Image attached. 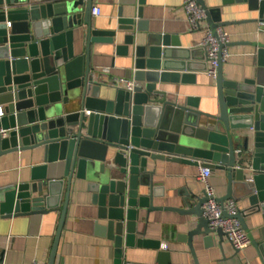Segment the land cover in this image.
Wrapping results in <instances>:
<instances>
[{
  "label": "water",
  "instance_id": "1",
  "mask_svg": "<svg viewBox=\"0 0 264 264\" xmlns=\"http://www.w3.org/2000/svg\"><path fill=\"white\" fill-rule=\"evenodd\" d=\"M197 1L207 13L205 21L211 30L225 25L219 8ZM232 2L247 3L264 19V0H223L224 5ZM93 6L94 0H0V156L43 151V164L32 168L30 181L0 188V220L60 210L50 259L54 264L71 188L76 181L85 182L99 206L100 219L106 221L116 264H122L124 245L134 246L136 235H143L137 227L140 210H147L146 219L156 210L153 184L142 179L152 175L151 162L171 160L222 170L227 191L217 200L223 206L229 200L249 199L248 212L236 218L254 242L246 217L262 213L264 222V73L259 72L256 82L228 81L220 61L218 110L205 112L196 100L181 103L160 89L193 79L177 72L171 39L148 35L138 42L132 34L125 36V47L118 54L130 60L137 85L133 90L106 85L91 68L89 46L112 42L102 37H114L116 32L93 29ZM136 17L142 18V13ZM136 21L122 18L119 23L125 27L119 29L134 31ZM138 26L146 30L144 23ZM79 29L87 49L76 56L74 37ZM259 47L260 67H264V45ZM73 102L79 111L68 112ZM59 163H64V178H49ZM140 186L149 187V195L141 194ZM189 199L193 204L180 211L197 217L189 239L203 236L209 246L212 234H217L223 243L226 234L212 229L203 216L205 192ZM223 215L228 217L225 211ZM137 244L159 248L145 240ZM166 255L159 252L157 263L172 264ZM4 260L0 246V264Z\"/></svg>",
  "mask_w": 264,
  "mask_h": 264
},
{
  "label": "crops",
  "instance_id": "2",
  "mask_svg": "<svg viewBox=\"0 0 264 264\" xmlns=\"http://www.w3.org/2000/svg\"><path fill=\"white\" fill-rule=\"evenodd\" d=\"M86 1V0H84ZM208 8H219L223 28L231 36L228 46L229 57L224 63V77L228 81L256 82L261 59L259 44L264 45V19L259 10L250 9L247 3L232 2L224 5L223 0H205ZM84 4L79 8L83 9ZM100 9V16H92L93 29L116 32L115 36H104L112 42H96L89 46L91 68L102 82L110 84L114 78L124 80L117 87L126 88V81L133 80L130 60L118 54L125 47V36L134 35L138 42L148 35L168 36L171 39L173 61L179 74H187L193 79L179 84L161 85L172 100L181 103L192 98L200 110L217 112L216 79L209 76L208 59L203 50L204 30L210 25L204 21L201 30L191 31L184 10V0H94ZM141 12L142 18L136 17ZM136 18L134 31L120 30L125 27L122 18ZM138 22L144 23L141 29ZM127 27V26H126ZM75 31L74 51L79 56L86 52L87 44L82 33ZM108 72H105V70ZM68 112L79 111L77 102L67 107ZM240 148V147H239ZM107 156L111 157V152ZM43 164V151H25L0 156V188L30 181L31 170ZM145 181L153 184L152 204L156 210L148 214L141 209L137 221L136 244L124 245L122 264H158L159 252H165L172 264H264V222L262 213L249 216L246 222L254 237L244 251L237 252L225 238L221 243L217 234H212V245H206L203 236L189 239L190 232L197 225V217L183 214L188 210L190 197L202 195L204 185L199 180L200 166L164 160L151 162ZM64 163H59L57 172H49L48 177L63 179ZM216 196L226 195L227 184L222 170H213L209 178ZM62 236L58 245L54 264H116L115 247L108 238L106 221L99 217V206L93 203L92 194L86 190L85 182H74ZM61 188H59L60 190ZM61 207L65 201L66 183L62 188ZM151 189V188H150ZM149 187L140 193L149 195ZM241 212H248L249 199L234 200ZM61 211L55 210L44 215L19 216L0 220V246L5 251L4 264H50L52 249L58 231ZM139 240L155 242L158 247L138 245ZM190 244L193 246L196 260ZM166 259V258H165Z\"/></svg>",
  "mask_w": 264,
  "mask_h": 264
},
{
  "label": "built area",
  "instance_id": "3",
  "mask_svg": "<svg viewBox=\"0 0 264 264\" xmlns=\"http://www.w3.org/2000/svg\"><path fill=\"white\" fill-rule=\"evenodd\" d=\"M184 10L187 15V22L189 23L191 31L201 30V24L206 20V11L198 4L197 0H184ZM92 16H100V9L93 7ZM11 27V23H7ZM231 42L230 34L221 27L215 31L207 28L204 30V37L202 39V46L205 49L208 59L207 72L210 77L217 79L218 68L220 61L223 63L229 57L228 46ZM105 72H108L106 69ZM124 80L114 78L110 84L113 86H120ZM137 83L133 80L126 81L127 90H133ZM0 109V116H2ZM4 134V132H2ZM212 170L208 167H200L199 180L204 185V192L208 197V201L203 205V216L208 220L212 229H221L226 234L227 239L233 245L237 252L244 251L251 244L248 234L244 231L242 224L236 216L241 212L238 204L234 200L226 201L222 206L218 200L214 188L209 182ZM228 214L224 217L223 212Z\"/></svg>",
  "mask_w": 264,
  "mask_h": 264
}]
</instances>
